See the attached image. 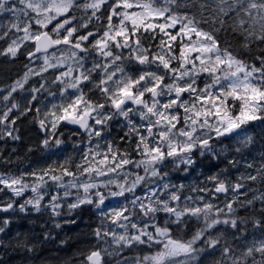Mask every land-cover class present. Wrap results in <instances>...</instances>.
I'll use <instances>...</instances> for the list:
<instances>
[{
    "label": "snow or ice",
    "instance_id": "1",
    "mask_svg": "<svg viewBox=\"0 0 264 264\" xmlns=\"http://www.w3.org/2000/svg\"><path fill=\"white\" fill-rule=\"evenodd\" d=\"M0 64V140L36 133L0 234L87 214L66 264H264V0H0Z\"/></svg>",
    "mask_w": 264,
    "mask_h": 264
},
{
    "label": "rangeland",
    "instance_id": "2",
    "mask_svg": "<svg viewBox=\"0 0 264 264\" xmlns=\"http://www.w3.org/2000/svg\"><path fill=\"white\" fill-rule=\"evenodd\" d=\"M3 76L4 74L0 72V80ZM17 127L20 129L19 134L22 140L15 143L0 140V161L9 157L11 159H17L18 156L23 158L27 146L35 139V128L23 118ZM13 149H16L15 153ZM253 187H259V185H253ZM20 220H26L27 223H20ZM85 220H87V214H84V218L78 221L77 225L63 224L62 221H59L62 223L63 231L53 230L49 239L42 242L44 241L43 233L49 230L50 224L46 227L44 219L37 218L35 213L27 219L17 218L7 230V235L0 234V240L9 245L7 247L0 246V264H66L77 247V233L84 227ZM250 227L251 225H249ZM17 233L21 234L19 237L21 241L27 234L31 243L35 244L36 250L32 253H26L23 247H17ZM57 233H59L58 238ZM36 236H39V239H33ZM65 237L68 238L67 242L61 244L60 240L65 239Z\"/></svg>",
    "mask_w": 264,
    "mask_h": 264
},
{
    "label": "trees",
    "instance_id": "3",
    "mask_svg": "<svg viewBox=\"0 0 264 264\" xmlns=\"http://www.w3.org/2000/svg\"><path fill=\"white\" fill-rule=\"evenodd\" d=\"M256 54H258V53H256L255 50H254V51H253V55H256ZM249 62L251 63L252 61L250 60ZM1 68H2V67L0 66V69H1ZM3 69H5V68H3ZM0 71L2 72L3 70H0ZM252 132H253V134L256 136V138L264 144V137H262V134H261L260 129H259V128L252 129ZM240 215L243 216L244 213H243V212H240ZM125 255H131V253H127V252H125Z\"/></svg>",
    "mask_w": 264,
    "mask_h": 264
}]
</instances>
